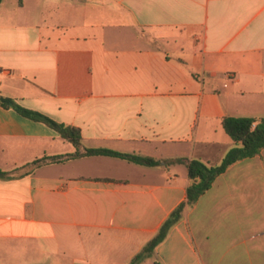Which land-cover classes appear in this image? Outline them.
I'll use <instances>...</instances> for the list:
<instances>
[{
	"label": "crops",
	"instance_id": "crops-1",
	"mask_svg": "<svg viewBox=\"0 0 264 264\" xmlns=\"http://www.w3.org/2000/svg\"><path fill=\"white\" fill-rule=\"evenodd\" d=\"M0 95L80 129V156L0 180V264H129L264 117V0H0ZM77 150L0 105V169ZM142 264H264V149L219 175Z\"/></svg>",
	"mask_w": 264,
	"mask_h": 264
},
{
	"label": "trees",
	"instance_id": "trees-1",
	"mask_svg": "<svg viewBox=\"0 0 264 264\" xmlns=\"http://www.w3.org/2000/svg\"><path fill=\"white\" fill-rule=\"evenodd\" d=\"M0 105L6 109L15 110L23 117L44 123L55 130L64 140L70 142L77 150L73 154L43 157L11 171H3L0 169V180L20 178L31 174L35 168L42 164L62 162L81 155L78 152L82 146L79 128L56 122L41 113L25 109L14 99L2 95H0ZM221 125L225 133L233 141L234 146L228 150L220 164L215 166H209L198 160L166 159L156 161L149 157L130 155L108 149H86L82 153V155L87 156H110L120 158L142 166H156L160 163L165 165L184 164L186 166L187 175L190 180L186 188V202L180 204L173 210L162 223L158 232L144 245L141 251L131 259L129 264H142L147 259L151 258L155 247L165 239L171 227L181 218L184 206H192L195 204L198 198L211 187L214 180L224 173L230 165L243 159L252 158L264 149V117L256 119L225 116L221 120Z\"/></svg>",
	"mask_w": 264,
	"mask_h": 264
},
{
	"label": "built area",
	"instance_id": "built-area-1",
	"mask_svg": "<svg viewBox=\"0 0 264 264\" xmlns=\"http://www.w3.org/2000/svg\"><path fill=\"white\" fill-rule=\"evenodd\" d=\"M0 74H1V70H0Z\"/></svg>",
	"mask_w": 264,
	"mask_h": 264
}]
</instances>
